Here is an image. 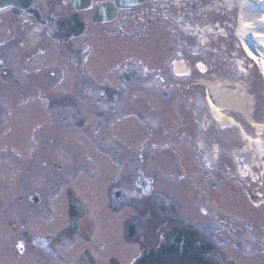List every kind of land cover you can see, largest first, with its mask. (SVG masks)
<instances>
[{"label":"rangeland","instance_id":"1","mask_svg":"<svg viewBox=\"0 0 264 264\" xmlns=\"http://www.w3.org/2000/svg\"><path fill=\"white\" fill-rule=\"evenodd\" d=\"M211 1L154 0L144 31L124 22L77 40L79 64L56 45L31 57L40 33L13 63L0 61V264L79 257L87 244H63L68 189L108 239L122 221L107 207L115 192L159 195L177 218L213 225L227 262L264 264V75L236 34L244 0ZM164 22L179 33L176 53ZM173 56L184 77L168 75L166 89L122 78L130 64L157 69ZM228 94L247 101V112L222 107L235 123L220 122L207 100Z\"/></svg>","mask_w":264,"mask_h":264},{"label":"flooded vegetation","instance_id":"2","mask_svg":"<svg viewBox=\"0 0 264 264\" xmlns=\"http://www.w3.org/2000/svg\"><path fill=\"white\" fill-rule=\"evenodd\" d=\"M19 1L18 3L15 0H6L5 4L0 6V61L2 64L13 63L19 56V50L24 47V41L39 33L42 37L32 47L31 57L41 55L40 52L50 51L56 45L60 48L61 57H72L76 64H79L82 61L81 45L76 41L85 34L97 29L103 32L104 28L111 30L123 28L124 22H127L126 27L133 33L142 32L146 27L153 25L152 13L155 10L154 0L141 2L127 0L128 3H133L128 6H119V0H91L90 7L86 2L81 1L79 6L83 8L78 10L74 8V0ZM186 3L188 0H184L183 5ZM103 7L113 8L115 12L102 15L100 12ZM180 7L181 5H178L173 9L180 10L178 9ZM75 23L83 25V35L72 36ZM161 33L167 36L164 41L167 47L169 46L168 50L176 53L178 49L175 47V41L179 33L171 24L165 22ZM178 53L180 56H185L181 51ZM177 58L173 56L169 65L159 62L157 69L147 66L144 62L139 64L135 62L126 67L128 76L124 77L126 71H123L122 78L128 85L143 79L150 90L161 91L168 87L163 84L168 75L174 78L184 77L175 71V63L179 62ZM167 67H169L168 70ZM199 71L206 73L208 70L203 72L199 69ZM91 88L98 90L96 86ZM104 89L112 90L108 87ZM122 90L130 91L124 88ZM69 192L81 204L84 214L78 219L76 227H73L68 208L63 244L65 242V244H71L79 239L88 246L82 250L78 258L67 264H112V262L115 264H231L227 262L225 251L219 244L220 236L211 229L213 225L199 226L193 224L191 220L177 218L178 207L164 201L159 195L154 199H147L139 193L137 196L129 197L120 191L115 192L113 200L110 199L107 207L114 213V217L122 221L119 226H114L111 232L115 235L108 239L112 234L108 231L98 232L83 201L74 194L72 189L67 190V196ZM125 200H129L127 204ZM115 203H118L117 207ZM124 211L129 213L122 214ZM174 227L196 231L210 244L209 251L200 252L199 246L187 237L181 240L178 246L173 245L172 240H178L179 236L173 234L167 238L166 233Z\"/></svg>","mask_w":264,"mask_h":264},{"label":"bare ground","instance_id":"3","mask_svg":"<svg viewBox=\"0 0 264 264\" xmlns=\"http://www.w3.org/2000/svg\"><path fill=\"white\" fill-rule=\"evenodd\" d=\"M228 1L230 0H227V2ZM206 2L212 1L206 0ZM236 34L241 42L242 48L247 58H249L256 66L260 67L261 72L264 75V0H244L241 6L240 19ZM197 68L203 72L208 70L207 67L202 63H199L196 69ZM177 72L180 76H182L184 70L182 68H178ZM207 100L213 113L222 123H235L233 118L225 115L222 112V107L226 105L237 106L244 112H247L248 108L247 101H241V98L239 101V99H236L234 95L230 94H228V97L225 101L222 99L221 102L218 100L216 103L209 95Z\"/></svg>","mask_w":264,"mask_h":264},{"label":"water","instance_id":"4","mask_svg":"<svg viewBox=\"0 0 264 264\" xmlns=\"http://www.w3.org/2000/svg\"><path fill=\"white\" fill-rule=\"evenodd\" d=\"M15 1H17L18 3L20 2L19 0H15ZM81 1L86 2L88 4V7H90L91 0H74L73 3H74V8L76 10L83 8V7L79 6V3H81ZM138 1L141 2V1H144V0H135V2H138ZM5 2H6V0H0V6L4 5ZM118 4H119V6H128V5H132L133 3H131V2L128 3L127 0H119ZM113 11H114L113 8L103 7L101 9L100 13L102 15H106V14L113 13ZM72 32H74V34L72 35L74 37H78V36L83 35V25L81 23L80 24L79 23H75ZM181 67H183L182 63H180V64L178 62L175 63V71L176 72L178 71V68H181ZM131 72H135V71L131 70ZM127 76H128V72H125L124 73V77H127ZM212 187H214V186H212ZM244 195L246 196V194H244ZM249 196H250V199H252V200L259 198L258 195L257 196L256 195L255 196L252 195V192H249ZM67 197H68V201H69V217H70L72 226L76 227L77 221H78V219H80L83 216L84 211L82 209L81 204L72 195L71 192L68 193ZM173 234L179 236V239L178 240L176 239L177 241L176 240H172L173 245L178 246L180 244V241L183 240V239H186L185 237H187V238H189L188 240L192 241L193 243H196L199 246V250L202 253H207L209 251L210 247H211L210 244L207 243L202 237H200L199 234L196 231L192 232L190 230H186V229H183V228H180V227H174V228L170 229L166 233V237L168 238L170 235H173ZM112 264H115V262H112Z\"/></svg>","mask_w":264,"mask_h":264}]
</instances>
